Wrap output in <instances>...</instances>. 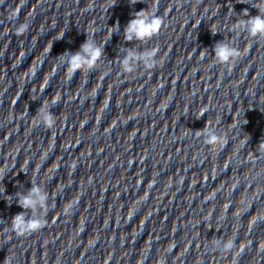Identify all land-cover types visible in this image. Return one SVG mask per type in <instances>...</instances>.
Returning a JSON list of instances; mask_svg holds the SVG:
<instances>
[{
	"label": "clouds",
	"instance_id": "1",
	"mask_svg": "<svg viewBox=\"0 0 264 264\" xmlns=\"http://www.w3.org/2000/svg\"><path fill=\"white\" fill-rule=\"evenodd\" d=\"M243 14L247 18L238 20L233 25V31L246 32L253 38H264V8H258V14L255 16H250L248 10H244ZM133 15L134 18L128 21L123 30L124 39L129 42L133 40L141 42L150 40L153 36L159 34L164 24V20L160 16L146 9L137 11ZM28 27L29 25L26 23L19 25L17 35H22L28 30ZM113 27L115 29L114 32H119L120 26L118 22ZM63 37L64 35L58 36L56 40H60ZM158 52V48H151L144 52L129 49L126 51L123 59H120L121 68L125 73L134 72L139 64H143L147 69H152L157 66L156 57ZM214 54L216 62L222 65L234 64L241 56L240 50L228 42H218L215 46ZM102 56H104V45L97 44L90 35H87V39L80 45L78 51L65 52L58 57L64 58V62L67 64V76L71 80L77 72L93 70ZM203 56L204 52L201 51V58ZM56 103L57 100L54 99L52 104ZM203 115L204 113L202 112L201 116ZM36 117V122L38 124L42 123L45 127L51 128L55 124V117L46 105H41L37 110ZM196 134L202 135L204 142L213 147L225 143L217 130L207 124L204 129L198 131ZM0 175H3V170H0ZM15 196L19 206L25 211L17 213L12 217V231L18 236H24L25 234H31L44 228L47 223L44 214L47 213L49 208L48 194L40 186L33 183V186L26 194L17 192ZM38 209L40 210V214L37 213ZM27 211L31 212V216L27 215ZM213 245L220 252H231L236 247L234 239L222 240L217 238L213 240Z\"/></svg>",
	"mask_w": 264,
	"mask_h": 264
}]
</instances>
